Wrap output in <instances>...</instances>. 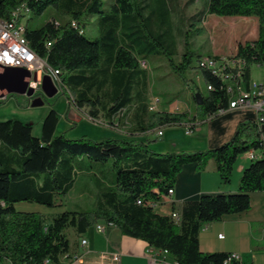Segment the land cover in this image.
Masks as SVG:
<instances>
[{
    "label": "trees",
    "instance_id": "1",
    "mask_svg": "<svg viewBox=\"0 0 264 264\" xmlns=\"http://www.w3.org/2000/svg\"><path fill=\"white\" fill-rule=\"evenodd\" d=\"M23 2L32 15L52 7L59 16V21L50 19L39 28L26 26L25 38L36 56L59 71L63 94L71 96L74 109L108 125L121 117L129 118L130 127L125 138L94 140L85 135H56L58 116L53 109L44 117L39 136L32 134L30 124L20 120L0 121V263L59 264L69 251L66 231L81 234L102 221L122 235L166 251L176 264H240L225 263L229 253L201 252L198 232L201 226L225 215L247 211L250 195L264 193V159L255 154L263 149L260 126L253 119H245L227 142L204 151H150L147 140L132 138L135 133L146 134L159 126L194 119H189L187 112H159L148 117V74L138 64L146 59H138L137 54L153 46L148 34L133 30L138 26L136 16L141 17L146 5L140 6L138 0H114L109 8L104 7L103 0H0V20L8 19L11 10ZM206 13L257 18V38L239 42L234 54L246 62L247 82L250 67L264 64V0H207ZM89 18L94 19L96 29L92 37L85 35L82 24ZM164 54L175 74L184 78L192 55L184 52L176 64L171 58L174 50ZM201 76L214 88L201 95V106L196 105L205 118L226 108L228 96L217 78L206 72ZM248 152H253L254 158L243 170L237 191L205 194L189 202L179 225L149 206L160 203L173 188L183 165L193 163L200 172L208 160H213L220 184L227 185L237 158ZM108 161L112 162L114 180L99 190L92 210L63 211L47 222L42 213L15 208L21 202L57 206L73 187L76 164L86 168L93 165L90 162Z\"/></svg>",
    "mask_w": 264,
    "mask_h": 264
},
{
    "label": "rangeland",
    "instance_id": "2",
    "mask_svg": "<svg viewBox=\"0 0 264 264\" xmlns=\"http://www.w3.org/2000/svg\"><path fill=\"white\" fill-rule=\"evenodd\" d=\"M103 1L105 8H109L114 2V0ZM206 3L207 0H138L140 6L145 4L146 7L140 11L141 17L136 16L135 21L138 26L133 30H141L143 35L148 34V40L153 46L152 50L137 54L138 59L145 58L149 64L146 70L148 74L147 106H151L154 99H159V103L153 111L148 109L149 119L153 114L159 112L176 113L174 111L176 106L180 109L178 113H184V110H187L184 105L189 108V111H186L189 116L190 113L195 115L199 110L194 103V95L200 93L205 96L207 93L205 82L196 68L197 60L210 56L231 57L236 41L242 40L243 32L241 28L237 27V24L241 25L246 19L252 20L250 17L209 15L206 13ZM50 19L60 20L52 7L47 8L41 15H28L26 26L29 29L39 28ZM93 22L94 19L89 18L82 23L85 35L90 37L96 33ZM126 23L131 25L130 20ZM234 23L235 27L232 26ZM140 42L142 45L145 44L144 40ZM173 50L174 55L171 58L176 64L184 52L192 55L189 69L185 72L184 78L175 74L168 57L164 54V52L172 54ZM32 97L38 98L35 101L37 103L40 99L42 104L31 106V98L12 91L8 92L6 99L0 101V121L20 120L30 124L32 134L39 136L44 117L54 108L58 116L55 133L56 135L63 134L67 138H80L85 135L97 140L102 135H110L111 129L118 133H124L130 127L129 118L125 119L120 116L121 120L115 121L114 125H108L102 120H97V122L90 120L85 111H78L82 120L77 127L68 125V121L61 117L69 106V97H65L62 88H57L52 97L45 96L41 90L35 92ZM159 130L162 131L160 137L156 135ZM170 135L186 139L192 135V132L186 135L185 128L181 124L159 126L144 135V138L147 139V147L150 151H154V148L159 149L158 151H165L160 150L159 146L166 147ZM163 153L165 152L161 154ZM111 163V161L107 163L90 162L93 165H88L86 168L76 164L73 187L66 196L58 201L57 206L48 208L35 203L21 202L17 204V210L38 211L44 215L47 222L63 211H90L94 207L99 190L110 186L114 180L115 173L112 172ZM101 223L103 222L101 221ZM90 228H94V226ZM67 232L68 230L66 231L68 238Z\"/></svg>",
    "mask_w": 264,
    "mask_h": 264
},
{
    "label": "crops",
    "instance_id": "3",
    "mask_svg": "<svg viewBox=\"0 0 264 264\" xmlns=\"http://www.w3.org/2000/svg\"><path fill=\"white\" fill-rule=\"evenodd\" d=\"M250 19L252 20L248 21L246 19L241 25L237 24L243 34L241 36L242 40L235 43L233 55L239 42L244 43L257 38L258 20L256 17H250ZM232 26L235 27V23ZM249 80L264 85V68L251 66ZM31 99L33 103L38 98L32 97ZM32 103L31 106H35ZM38 104H42L40 99ZM184 106L187 108L184 112H188L189 108L186 105ZM52 109L56 112L54 108ZM61 117L66 119L67 124L73 127H77L82 120L78 111L68 106ZM188 118L201 120L204 117H202L200 111H197L195 115L190 113ZM245 119H254V114L250 111H226L224 114L217 115L194 128L192 135L186 139H179L176 135H170L166 147L159 146L160 150L165 151H158L159 149L154 148L153 152L191 153L218 147L233 136L237 125ZM260 130L264 137V124L260 126ZM111 131L110 135H102L97 140L125 138L126 131L124 133H118L114 129H111ZM148 133H135L132 138L146 141L144 135ZM127 135L130 136L128 133ZM255 154L264 159V141L262 152H256ZM249 164L250 159L247 154L240 155L233 166L230 182L227 185L220 184L213 160H208L204 169L200 172L196 171L193 163L185 164L176 177L173 194L156 204L153 211L162 216H169L171 212H176L179 214L181 221V214L186 205L189 202L198 200L201 195L236 192L239 178ZM15 208L17 209V204H15ZM180 221L177 225L180 224ZM97 223H101V221ZM67 233L69 236L68 253L82 255L81 264H151L154 254L155 257L161 254L167 264H176L168 254H163L161 250H155L142 240L122 235L112 225H104L101 233L97 232L95 228L87 229L81 234H77L73 229H68ZM219 235H223V238H219ZM82 239L86 240L84 246L80 244ZM198 244L199 250L203 253H235L240 257V264H264V193H252L250 195V208L247 211L225 215L218 221L201 226L198 232ZM115 254L120 256L118 262L111 259V256ZM65 262L66 258L63 257L59 264H65ZM1 264L8 263L3 262Z\"/></svg>",
    "mask_w": 264,
    "mask_h": 264
},
{
    "label": "built area",
    "instance_id": "4",
    "mask_svg": "<svg viewBox=\"0 0 264 264\" xmlns=\"http://www.w3.org/2000/svg\"><path fill=\"white\" fill-rule=\"evenodd\" d=\"M30 14L31 10L29 6L23 2L11 10L8 19L0 20V71L6 72L15 70L28 72L29 76L26 77L25 81L27 82V87H32L34 89V93L41 90L40 85L42 78L48 76L57 90V88H61L59 71L51 68L45 60L36 56L29 48L28 41L25 38L26 20ZM138 64L139 68L142 70H147L149 67L146 60H139ZM252 66L264 68V64H254ZM196 68L199 70L200 74L206 72L222 83V88L228 96V105L226 108H219L214 114L201 120H189L183 123L186 135H189L194 128L229 110L250 111L254 114L253 120L259 126L264 124V85L251 81L249 78L247 82L244 81L246 62L243 58L234 57V55L231 57H201L197 60ZM34 76H36V78L39 76V78L35 81ZM205 86L206 91H212L214 89L210 82H205ZM6 94L7 93L0 92V100L6 99ZM158 103L159 99H154L151 106L148 107L149 111H153ZM68 104L69 108L74 109L71 96ZM179 110L178 106L174 108L176 113H178ZM95 122H97V120ZM156 135L158 137L162 136V131H157ZM261 139L264 141L262 134ZM247 157L253 159L254 153L248 152ZM172 194L173 188L168 189L163 199L170 197ZM149 206L154 209L156 204H149ZM169 216L175 224L179 223L180 216L178 213L171 212ZM104 225L103 223H96L94 228L97 232L101 233L103 232ZM218 237L223 238V235H219ZM80 244L82 246L86 245V240L82 239ZM161 252L167 254L166 251ZM158 255L159 256L155 257L154 254L151 264H167L163 256L161 254ZM63 257L66 258L65 264H81L82 262V255L79 254L66 253ZM111 259L114 262H118L120 256L115 254L111 256ZM230 261L240 263L239 255L229 253L225 263Z\"/></svg>",
    "mask_w": 264,
    "mask_h": 264
},
{
    "label": "water",
    "instance_id": "5",
    "mask_svg": "<svg viewBox=\"0 0 264 264\" xmlns=\"http://www.w3.org/2000/svg\"><path fill=\"white\" fill-rule=\"evenodd\" d=\"M29 73L26 71H15L10 70L6 72L0 71V92L6 91L13 92L16 94L25 95L27 98H32L34 95V89L32 87H27V82L25 81ZM34 80L37 78L34 76ZM41 91L47 97H52L56 93V88L53 85L50 77L44 76L41 81ZM195 104L201 106L203 103V98L200 93L194 95ZM32 105H38L37 102H33Z\"/></svg>",
    "mask_w": 264,
    "mask_h": 264
}]
</instances>
